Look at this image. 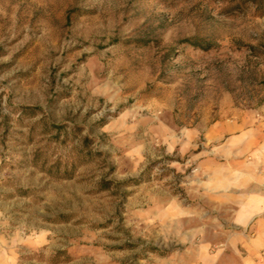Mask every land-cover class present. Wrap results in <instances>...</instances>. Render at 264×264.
Instances as JSON below:
<instances>
[{
    "label": "rangeland",
    "instance_id": "obj_1",
    "mask_svg": "<svg viewBox=\"0 0 264 264\" xmlns=\"http://www.w3.org/2000/svg\"><path fill=\"white\" fill-rule=\"evenodd\" d=\"M168 262L264 264V16L0 0V264Z\"/></svg>",
    "mask_w": 264,
    "mask_h": 264
},
{
    "label": "trees",
    "instance_id": "obj_2",
    "mask_svg": "<svg viewBox=\"0 0 264 264\" xmlns=\"http://www.w3.org/2000/svg\"><path fill=\"white\" fill-rule=\"evenodd\" d=\"M242 3L244 4H250L255 7L257 12L261 15L264 16V0H242ZM204 50L207 49V47H202Z\"/></svg>",
    "mask_w": 264,
    "mask_h": 264
},
{
    "label": "crops",
    "instance_id": "obj_3",
    "mask_svg": "<svg viewBox=\"0 0 264 264\" xmlns=\"http://www.w3.org/2000/svg\"><path fill=\"white\" fill-rule=\"evenodd\" d=\"M167 264H171V263L168 262Z\"/></svg>",
    "mask_w": 264,
    "mask_h": 264
}]
</instances>
